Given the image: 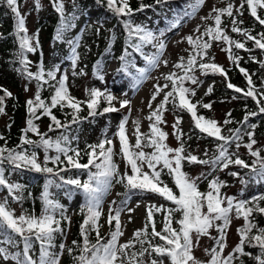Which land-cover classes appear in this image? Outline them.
<instances>
[{
    "label": "snow or ice",
    "instance_id": "snow-or-ice-1",
    "mask_svg": "<svg viewBox=\"0 0 264 264\" xmlns=\"http://www.w3.org/2000/svg\"><path fill=\"white\" fill-rule=\"evenodd\" d=\"M2 2L7 5L15 17L14 35L19 45V51L16 55L21 65V68H18L17 71L26 80L31 81L34 79L37 82V91L34 98L26 101L28 118L26 127L22 129L25 135L20 138L21 144L16 148L0 146V188L6 189L8 193L7 196L0 198V259L4 262L14 261L15 264H60L66 245L59 244V251H55L57 248L56 235H65V231L61 227V221H67L70 224L71 218L66 215L64 206L52 198L50 189L68 185L73 186L84 195V203L80 207L83 216V221L80 224V236L83 238V243L78 244L76 240H73L72 243L76 246V249L67 248L69 255H72L75 250L79 251V255L73 257L75 264H165V259L170 264H205L204 261H200L194 256L193 250L199 246L202 236H210V229L213 228L216 229L219 236L218 238L213 237L215 245L210 250H204L211 257L207 264H233L237 260L239 264H244V261L240 259L243 256H251L256 264H264V227H259L252 219L254 213L264 215V206L261 204L264 201V194L253 196L251 199H238L236 196H228L222 193V188L227 186L226 181L221 180L219 177L208 180L212 172L216 170L223 171L228 169L230 165H235L249 169L246 174L247 178H240L241 184L245 187H247L249 181L264 182V156L260 154L264 149L253 150V146L257 143L254 139V131H248L246 128H235L228 130L229 135H224L218 121L198 115L197 105L205 109H211L212 104L203 103L202 101L193 103L190 97L196 95V88L185 86V82H190L191 85L197 87L204 83L196 75L197 70L201 75L219 74L227 80V70L222 65L214 62V56L208 55V50L212 47L213 41L223 42L225 47L221 50L226 52L229 61L239 68L248 86L245 90L229 81L226 84L227 88L233 89L236 93H241L245 98H252L258 108V111H247L240 123L247 125L248 128L254 129L256 127V125H248L247 122L249 117L264 113V77L261 78V88L258 89L252 79V74L247 69L239 67V61L243 57L238 56L233 49L248 53H251L253 49H259L264 53V31L253 35V30L242 28L241 25L244 22L242 19L237 18V16H243L245 5H247L250 16L259 25L264 26V16L259 14V10H264V0H240L238 6L235 4V0H222L226 4L225 7L217 8L213 6L207 16L201 17L202 20H212L213 24L206 26L203 32H200V28L197 26L195 31L199 33L198 35L185 37L191 51L186 59L180 57L179 61L173 65L182 74L175 71L170 72L163 77L166 81L163 86L154 85L155 91L148 103L150 109L152 108V101L161 92H164V89L169 87V83L171 84V90L164 92L163 99L146 117L150 122L149 133H141L140 121H133L135 126L133 134L136 139L134 145L130 144L126 129L129 117L124 116L119 121L117 131L114 133V136L119 139V153L115 151L113 139L105 136L97 144L86 146L83 154L87 156V163L80 162L82 158L81 150L71 147V140L68 135L61 133L55 139L48 137L47 133H40L39 127L34 121L39 120L41 115L48 116L51 120L48 126L50 132L61 128L67 130L70 124H79L81 119H86L79 116V113L83 110V104H86L89 110L88 116L95 117L98 114L119 112L120 109L125 107L129 108L130 113L131 101L129 99L119 100L120 107L117 108L113 104V101L117 100L113 93L107 89L102 91L95 87L86 88L85 92L88 99L80 101L70 94L66 73L60 75V78L57 79V73L61 71L59 65L45 71L41 64L37 72H31L29 70L31 61L26 53H34L40 47L39 30L32 36L28 35L25 18L19 11L18 0H2ZM102 2L104 0H97V3ZM167 2L168 0H155V5H164ZM52 3L60 16V23L56 29L54 39L63 41L66 30L73 27V17L66 15L64 0H52ZM205 3L206 0H188V8L184 16L194 17ZM72 4L75 7V0H72ZM155 5L144 4L141 0L139 8L133 9L129 4V0H106L107 9L116 17H126V19L121 20V23L127 33L126 43L129 47L135 49L136 52H140L144 44H151L156 49L152 56L145 57L148 68L139 69L141 79L146 78L150 68H154L159 64L160 57L166 48V42L161 39L164 36L163 31L157 36L143 25L134 23L132 16L135 12H142L145 8L154 7ZM35 6L39 9L40 0H35ZM184 16L180 17L179 20H174L171 27H178ZM225 16L230 18L231 32L240 34L245 38L244 41L233 39L228 35L226 26L222 27V17ZM133 37L136 38L135 42H133ZM247 41L253 42V49L246 47ZM66 42L71 45L72 74L74 76L85 75L83 69L76 71L80 59L77 51L79 40L68 39ZM126 55L127 49H125V55L120 56L119 59L122 62L125 61ZM249 59L259 63L260 67L264 68V60H257L255 56L251 55ZM167 63L165 60L164 64L167 65ZM120 70L127 71L126 65ZM94 74L101 81L104 79L100 61H97L94 66ZM52 81L55 83H51ZM139 82H134L133 87L138 86ZM44 85H48L53 89L50 103H46L41 98V89ZM25 90L27 91V86ZM0 91L3 92V95H0V115H4L6 114L5 98L11 97L12 93L2 88H0ZM212 91L213 85H209L205 95H210ZM101 100L107 106L98 113L97 109ZM169 103L180 111H187L191 116L195 129L208 137L215 138L219 142L212 156H208L207 149L204 153L207 157L205 159H201L191 152L186 153L185 145L181 140L183 136L180 128L182 117L179 115L175 117L172 128L176 139L181 141L180 146L173 149L165 143L168 133L163 131L160 125L166 123L164 112L167 111L166 106ZM58 106L61 110L65 107L72 110L70 122H62L53 114L52 109ZM38 110H41V115H37ZM227 115L230 117L231 113L229 112ZM230 123H233L231 119H225V125ZM29 132L38 135L39 139L27 138L26 134ZM244 135L248 137L249 141L244 146L250 156L254 158L251 164L247 163L237 153L229 152V147L234 142L236 148L239 149L241 146L239 141ZM0 139H3V137H0ZM24 145L29 147L25 148ZM145 147L152 148L153 151L145 152L143 150ZM36 149L43 150V162H40ZM50 151H54L55 155H50ZM117 155H120L125 162L123 173L120 172L119 164L114 159ZM184 161L190 164L198 163L208 166L210 171L208 173L202 172L193 177L183 171ZM49 163L55 167H49ZM5 165L9 167L6 168ZM129 168L131 174H129ZM21 169L42 173L46 176L40 197L42 208L38 216L34 211L29 212L27 210H23L20 215H16L15 211L9 206V197L18 203L24 199V186L10 181L6 176V171L10 176L12 172ZM73 169L77 170L76 176L65 177L62 175V173ZM80 173H85L87 179L82 181L79 178ZM163 175L172 178L175 189L178 191H174L162 179ZM229 175L238 177L239 173L233 171ZM203 180H208V191L206 192L200 191L199 188L198 182ZM114 183L122 184L125 187V194L119 203L113 201L109 205L107 214L109 232L106 236H101L100 228L102 225L99 221L104 214L103 199ZM243 190L242 188L241 192ZM135 192L157 195L165 201L171 202L174 207H167L164 204H148L146 206L147 215L144 227L135 230L132 239L121 244L119 239L124 234L121 215L122 213H128L129 222L131 221L130 214L135 209L128 205L131 194ZM136 206L139 207V203ZM158 212L163 213V226L160 231H157L156 221L154 220V214ZM177 212L180 213V217L175 219V223L179 227H173ZM233 213L236 218H242L244 223L236 230L239 242L227 256H224L223 252L227 247V230L231 225ZM57 214H59V219ZM113 221H115L114 229L112 228ZM149 227L151 232H149ZM254 229L255 232H253ZM92 232L96 234L94 243L89 239ZM149 237L153 239L159 237L162 243L154 244ZM37 243L39 244L38 254L34 252V246ZM137 243L140 245V249L134 251L133 249H135ZM145 244H147V247H145ZM246 245L250 248H258L259 254L253 255L246 252ZM10 249L17 250L11 251ZM145 256L148 257L147 260H145Z\"/></svg>",
    "mask_w": 264,
    "mask_h": 264
},
{
    "label": "trees",
    "instance_id": "trees-1",
    "mask_svg": "<svg viewBox=\"0 0 264 264\" xmlns=\"http://www.w3.org/2000/svg\"><path fill=\"white\" fill-rule=\"evenodd\" d=\"M45 1H47L49 4L50 12L49 14L42 15L38 19L39 23L37 26V30H40L41 28L46 29L47 41H49L50 47L49 49H46L44 42L39 41L40 47L36 52L26 53L28 59L31 61V64L29 65V70L31 72L33 73L37 72L41 64L43 65L45 71L52 69L54 66L59 65L61 62H63L62 59L63 56L68 57L69 61L64 64L63 74L66 73L68 75L67 85L70 94L76 97L80 101H86L88 99L86 93L83 95H79V93L76 92V89L78 88V83L81 80L82 76L85 75L88 76V80L90 82L88 89L95 87L102 91L104 89H107L110 92L112 89V85L115 82L114 80L115 77H117L116 81H118L119 83L123 81H127L131 86L134 85V82L139 81L141 79L139 73V69L141 68H137L136 66L138 65L141 56L146 53L145 44L142 46L140 52H136L135 49L129 47L128 43H126L127 33L123 27V24L121 23V20L126 19V17H120V18L116 17L111 11L107 9L106 0H104V2L102 3H97V0H75V7H73L72 0H66L64 2L65 13L67 16L73 17L72 20L73 27H70L69 29L66 30L64 34L65 39L63 41H57L54 39V36L56 34V29L60 23L59 13H57L55 8L53 7L52 0H45ZM21 2L22 0H18L19 11H20ZM140 2L141 0H129V4L133 9L139 8ZM142 2L147 5H155V0H142ZM235 4H236V0H235ZM187 6H188V0H168V2L164 5H155L154 7L145 8L142 12L141 11L135 12L132 16V19L134 23L141 24L146 29L151 30L153 33L155 32L156 34V32L160 33L163 30H167L170 28L172 29L171 26L173 24V21L179 20L180 17L184 16L185 11L187 10ZM225 6L226 4L219 6L218 8H222ZM168 11H172L171 15L169 16L166 15ZM234 14H235V9H234ZM259 14L261 16H264V10H259ZM90 18L92 19V21H88ZM161 18L164 19L163 25L160 28L154 29V27H152L153 23L159 22ZM237 18L243 20L244 23L241 25L242 28H249L253 30L252 31L253 35H256L257 33L264 31V26L259 25L258 22L255 21V19L250 16L249 11L247 10V5H245L243 16H237ZM222 20H223L222 27L226 26V31L230 37H232L233 39L244 41L245 38L242 37L240 34L231 32L230 18L225 16L222 17ZM84 21H86V23L84 24V30L79 40V47L77 49L80 59L78 61L76 71L78 72L80 69H83L86 74L74 76L72 74L73 69L71 66V59H70L71 54L68 51L69 44L66 41L72 38V35L78 28L79 24ZM212 24L213 21L211 20L206 26ZM25 27L27 28L26 22H25ZM205 27L200 28V32H203ZM97 29H99V31H97ZM14 30H15V17L11 13L10 9H8L7 5L4 4L2 0H0V88L7 89L12 93L11 97L5 98L4 103H5V113L10 112L13 114L11 120L9 121L10 127L8 125L5 131H2L0 133V137H3V139H0V146H6L8 148H16L18 145L21 144L20 138L21 136L25 135L22 132V129L26 127V120L28 118L26 101L28 99H32V97H28L26 98V100L22 98L23 96H22L20 82L16 77V74L20 73L17 71V69L21 68V65L16 55V53L19 51V45H18V41L15 38ZM198 34L199 33L196 32V33H192L191 35L195 36ZM205 39H207V37H205ZM135 41L136 38L133 37V42ZM53 44H58L59 46L62 45L64 46V49L58 47L52 50L51 47L53 46ZM223 47H225L223 42L213 41L212 47L208 50V55L214 56L215 57L214 62L219 65L222 64L216 60V51L218 49L221 50V48ZM246 47L249 49H253V42L247 41ZM125 49H127L126 60L122 62L119 59V57L125 55ZM190 51H191V47L186 40L184 49L182 53L177 57L175 64L179 61L180 57H185L186 59ZM233 51L238 56L243 57V59L239 61V67H243L247 69L248 72L252 74V79L256 87L258 89L261 88V78L264 77V68H261L259 63L250 60L249 56L250 55L255 56L257 60H264V53H262L261 50L259 49H253L251 53L237 49H233ZM224 53L227 55L226 52ZM97 61H100L102 65V74L104 76V79L102 81L98 79L97 76L94 74V66L96 65ZM110 61L116 62V67L112 70L107 69V64ZM125 65L127 67V71H121L120 69H122V67H124ZM222 66L227 70V74L230 77L229 81L232 84L242 89L245 90L247 89L248 87L247 82L244 76L240 73L239 68L235 64L229 61V64L227 66L225 65ZM174 71L177 72L178 74H182L179 69L175 68ZM196 75L202 81L205 78L204 75L200 74L199 70H197ZM216 76H221V75L216 74ZM34 81H35L34 79L31 81L26 80L25 85L27 86V88L29 84ZM229 81H227L224 78H221L220 81L218 82L212 81L209 84V85H213L212 93L210 95H205V92L207 90L206 89L205 92L197 99V101H202L203 103H211L212 107L211 109H205L200 105H197V114L202 115L206 118L213 119L210 116V112L215 105L226 100L233 101L236 104L228 111V113L229 112L231 113L230 117L226 115V117L222 121H218L217 119H214L218 121L220 126L222 127V134L229 135L230 134L228 131L229 129L246 128L248 131H254V139L258 142V139L260 137L264 138V113L258 114L257 116L249 117L247 124L256 125L254 129L248 128L247 125H242L240 122L243 121L246 112L258 111V108L255 101H253L252 98L250 97L245 98L241 93H236L233 89H228L226 84ZM51 83H55V82L52 81ZM185 86L194 87L196 88V92H198L199 87L195 85H191L190 82H185ZM13 87L17 88V90L14 91ZM52 92H53L52 88H50L48 85H44L43 88L41 89V98L45 100L46 103H50V96ZM0 95H3L2 91H0ZM113 104L116 107L115 100L113 101ZM106 106L107 104L103 100H101L100 105L97 109L98 113L102 111V109ZM166 107H167V111L164 112V119L166 117V114L169 112H173V113L175 112L177 113V115L182 117V123L180 125V128L183 132V136L181 137V140L185 145L186 153L191 152L193 155H197L201 159L207 158L205 156L202 157L198 153L196 154L193 153V145L197 142L203 141L205 144L210 145V148H208L209 149L208 156L209 157L212 156L213 153L215 152L216 145L219 142L215 140V138L208 137L206 134L200 133L198 129H195L193 127V125L189 131H184L182 129L184 118L185 116H190V114L187 111H180L179 109L174 108L171 103H169ZM82 109L83 110L79 113V116L81 118H86V119H81L79 124H70V127L67 130L61 128V129H54L53 131L50 132L48 126L51 123V120L48 116L41 115V110H38L37 112V115H41V118L39 120H35L34 123L38 125L40 133H47V136L53 139H55L61 133L68 135L69 139L71 140V147L79 148L81 150L82 158L80 162L87 163V156L83 154L86 149V146L88 144H97L101 139L105 138V136L111 130L113 126V121L115 120V116L118 112L105 113L103 115L98 114L95 117H89L88 116L89 110L86 104L82 105ZM71 111L72 110L67 107L61 110L59 106L57 108L52 109L53 114L56 115V117L60 119L62 122L71 121V115H70ZM1 117L2 115H0V119ZM225 119H231L233 123L225 125L224 124ZM42 124H45V126L43 127ZM160 127L164 131L163 124H161ZM140 132L149 133V128L146 131H142L141 121H140ZM26 135L27 138L32 140L39 139V136L36 135L35 133L29 132ZM246 137L247 136L244 135L242 139L239 141V143H244L242 140H244V138ZM129 142L132 145L135 144V141L132 142L131 140H129ZM177 143H178L177 147H179L181 141L177 140ZM234 144L235 142L232 143L229 147L230 153H231L230 148ZM24 147L28 148L29 146L24 145ZM262 149H264V145ZM143 150L145 152L153 151L152 148H147V147H145ZM36 151L38 152L40 162H43V158H44L43 150L36 149ZM49 154L55 155L54 151H50ZM260 154L261 156H264V151H261ZM114 159L116 161V157H114ZM244 160L247 163L251 164V162H249L247 159ZM193 165L194 164H190L187 161H184L183 171L188 173ZM48 166L55 167L51 163H49ZM5 167L8 168L9 166L5 165ZM145 170H147V168H145ZM128 171L129 174H131L130 168L128 169ZM223 171L226 172V173L224 172L225 175L220 170H217L216 173L218 172L217 177H219L221 180L226 181L227 183V186L222 188L221 190L222 193H224L225 195L226 192L231 187L234 188L232 189V192H230L229 196H236L238 199H251L253 196H259L261 194H264V182L256 183L254 181H249L247 187L241 184L240 178L241 177L247 178L246 174L249 172V169H244L235 165H230L228 169H225ZM233 171L238 172L239 176L233 177L229 175V173ZM62 175H64L65 177L76 176L77 170L73 169L69 172L62 173ZM6 176H8L10 181L12 182L15 181L16 183H19L24 186V192H23L24 199L21 201L24 210H27L29 212L34 211L35 214L38 216L42 208V202L40 197L46 176L42 173H36L34 171H30L27 169H21L12 172L10 176L6 171ZM79 178L83 181L87 179V176L85 173H80ZM162 179L170 187H172L174 191H178L175 189V185L173 184L172 178L170 176L163 175ZM57 182L59 183L58 178H57ZM115 184L116 183L113 184V187L104 196L103 199V204L104 206L107 205V207L105 211L103 208L104 214L102 215V217L106 214V220H107L109 205L112 204L113 201L119 203L124 198L125 187L121 184V186L117 190L116 197H114L113 200H109L110 194L113 191ZM242 188L244 189L243 192H241ZM50 191L52 193V198L57 200L60 204L64 206V208L66 209V215L71 218L70 224L67 221H63V220L61 221V227L64 229L65 235L63 236L60 234L56 235L55 243L57 245V248L55 249V251L57 252L59 251V247H58L59 244L61 243L65 244L66 249L61 257L60 264H75L73 257L79 255V251L75 250L72 253V255H69L67 252V248L71 247L73 249H76V246L73 245L72 243L73 240H76L78 244L83 243V238L80 236V224L83 221V216L80 212V207L84 203V195L81 191L75 189L73 186H68V185H64L59 188L53 187L50 189ZM200 191L206 192L208 191V189L200 188ZM1 193H5L6 195H8L7 190L4 188H0V194ZM138 193L141 192H135L131 194V196ZM77 197H79L80 202L77 204L75 208V214L71 215L69 214V210L70 207L72 206V202ZM261 204L262 206H264V201H262ZM179 214L180 213L178 212L175 214L173 227H179V225L175 223V219H178L180 217ZM57 218L58 219L60 218L59 214H57ZM252 219L254 220L255 223H257L259 227H264V215L254 213ZM154 220L156 221V224H160V223L162 224L163 213L160 212L155 213ZM243 223L240 226H242ZM114 225H115V221H113V225H112L113 229H114ZM104 226L106 228L105 227L100 228L101 236H106L107 233L109 232V225L106 224ZM156 229L157 231L161 230L158 229L157 227ZM149 232H151L150 227H149ZM253 232H255V229L253 230ZM218 236L219 234L215 229L214 237L218 238ZM89 239L91 242L93 243L95 242L96 240L95 232L90 233ZM149 239H152V243L154 244L162 243L159 240V237H156L154 239L149 237ZM214 245H215V240L213 239L211 248ZM145 247H147V244H145ZM139 249H140V245L137 243L135 249L133 250L139 251ZM13 250L16 251L17 249H13ZM38 251H39V244L37 243L34 246V252L38 254ZM245 251L250 252L253 255L259 254L258 248H250L247 245L245 246ZM147 259L148 257L145 256V260ZM210 259L211 257L209 255V259L205 262V264H207V262ZM240 259L244 261V264H256V261L251 256H243L240 257ZM233 264H239V261L238 260L234 261Z\"/></svg>",
    "mask_w": 264,
    "mask_h": 264
},
{
    "label": "rangeland",
    "instance_id": "rangeland-1",
    "mask_svg": "<svg viewBox=\"0 0 264 264\" xmlns=\"http://www.w3.org/2000/svg\"><path fill=\"white\" fill-rule=\"evenodd\" d=\"M66 0H64L65 2ZM240 0H236V5H239ZM225 5V2H222V0H206V3L203 5V7L195 14L194 17H187L184 16V19L181 20L180 24L178 27H172L171 30H163L164 36L161 37V39L165 40L166 42V48L163 51L162 56L160 57V62L159 64L154 67L150 68L149 71L146 74L145 79H141L138 86L133 87L131 86L127 81H123L119 83L116 81V78H114L115 82L112 85L111 93H113L116 97L117 100H115L116 107L119 108L120 105L118 103L119 100L122 99H129L131 101L130 108L131 112L129 113V108L125 107L123 109H120V111L116 114L115 120L113 121V126L111 130L108 132L106 135L108 138L113 139V145L115 146V151L119 153V139L114 136V133L117 131V126L119 124V121L124 117L128 116V123L126 125L127 129V136L130 138L132 142L135 141V135L133 134L135 132V126L133 124V121L139 120L141 121V127L142 131H146L149 128V120L146 118L149 116L150 112L156 108L160 100L163 98L164 92H167L171 89V84L169 83V87L167 89H164V92H161L157 98L152 101V108L150 109L148 107V103L151 100V96L155 91L154 85L159 84L163 86L166 81L164 80V76L170 72H173L175 68L173 65L176 62L177 57L182 53L186 39L185 37L188 35H191L192 33H196V28L199 26V28L205 27L211 20H202L201 17H205L208 15L209 11L215 7H219ZM188 8V6H187ZM22 15L25 18L26 25L28 27V35L32 36L37 32V26L39 23V18L42 15L49 14L50 9H49V4L45 0H40V7L39 9L36 8L35 6V0H22L21 6H20ZM172 11H168L166 13L167 16L171 15ZM88 21H92L90 18ZM164 23V19L161 18L159 22L153 23L152 27L154 29L160 28ZM84 24L85 21L79 25V27L76 29L74 34L72 35L73 40H79L80 36L84 30ZM155 34V32H154ZM159 32H156L155 35L159 36ZM39 41L44 42L45 48L49 49L50 43L47 41V31L44 28H41L39 30ZM60 47L61 49H64V46H59L58 44H53L51 47L52 50ZM68 51L71 53V45L68 46ZM146 48V53L143 54L138 62V65L136 67H143V68H148L147 61L145 59L146 56H152L155 52L156 49L151 45V44H145ZM63 62L59 64L60 67V72L57 73V79L60 78V75L63 74L64 70V64L69 61L68 57L63 56ZM167 61V65L164 64V61ZM216 60L221 63L222 65L227 66L229 64V59L227 55L222 52L220 49L216 51ZM116 67V62L115 61H110L107 64V69L112 70ZM16 77L18 78L21 86V91H22V98L26 100L28 97L34 98L35 93L37 91V86H36V81L32 82L29 84L27 91L25 90L26 87V80L24 79V76L21 73H17ZM221 78H224V76H216V75H207L205 76L203 80V84L199 86L198 92H196V95L192 98L190 97L191 101L193 103L197 102V99L205 92L207 89L208 85L212 81H220ZM229 76L227 74V81H229ZM89 80L88 76H82L81 80L78 83V88L76 89V92L79 93V95L85 94V89L89 88ZM13 90L16 91L17 88L13 87ZM127 95H124V94ZM197 97V98H196ZM233 101H223L213 107V109L210 112V116L213 119H217L218 121H222L228 111L235 105ZM125 113V114H123ZM12 113L8 112L4 115H2L0 119V133L2 131H5L7 126L9 125V121L12 118ZM177 113L169 112L166 114L165 121L166 123L163 124V129L166 133H168L167 139L165 140V143L175 149L178 146L177 139L174 137V132L172 128L173 121L176 117ZM193 125V121L190 116H185L184 122L182 125V129L184 131H189L190 128ZM44 127L45 124H42ZM244 143H240L239 149L236 148V144H234L231 148L230 151L237 153L242 159H247L249 162H252L254 159L253 157L250 156L248 153L247 148L244 146L247 144L248 137L244 138L242 140ZM264 145V138L260 137L258 139V142L253 146V150L257 149H262ZM210 145L205 144L203 141L197 142L193 145V153L200 154L202 157H204L205 149L209 150ZM171 155V154H170ZM116 161L119 164V169L120 172L123 173L125 170V162L121 158L120 155L116 156ZM210 171L208 166L205 165H199V164H194L191 168L190 171L188 172L189 175L195 177L198 176L200 173H208ZM217 171V170H216ZM216 171L212 172V174L208 177V180H211L213 177H217L218 172ZM223 174L225 171H222ZM226 173V172H225ZM225 175V174H224ZM208 180H203L199 181V188H207L208 189ZM15 182V181H13ZM121 186V184H115L113 191L110 194L109 200H113L114 197H116L117 190ZM234 187H231L227 192L226 195L229 196L230 192H232V189ZM7 196L5 193L0 194V198H3ZM80 202L79 197H77L73 202L72 206L70 207L69 214L74 215L75 214V208L77 204ZM118 203V202H117ZM137 203H139V207H137ZM150 203H155L157 205L164 204L167 207H174V205L171 204V202L165 201L163 198L154 195V194H149V193H138L135 195H132L130 200H129V207H132L135 209L134 212H132L131 215V221L129 222V214L128 213H122L121 215V224H122V231H123V236L120 237L119 243H125L128 240H130L133 237V233L137 229H141L144 227V221L146 219V206ZM9 206L11 209L15 211L16 215H20L21 212L24 210V207L22 205V202H15L9 197ZM104 211L106 210L107 205L104 206ZM180 215V214H179ZM178 215V216H179ZM99 223L102 225V227H105L104 225L107 224L106 220V214L101 218ZM243 223L242 218H236L235 214L232 215V222L227 230V247L224 249V256L227 255L232 248L236 245V243L239 241V236L237 234V228ZM158 229L162 228V224H157ZM106 228V227H105ZM215 234V229H210V236H202L200 238L199 246L195 247L193 252L194 256L200 260L206 262L209 259V255L205 253V249L211 248L212 242H213V237ZM11 251H14L13 249H10ZM0 264H15L14 261H8L4 262L2 259H0ZM165 264H170V262L165 259Z\"/></svg>",
    "mask_w": 264,
    "mask_h": 264
}]
</instances>
